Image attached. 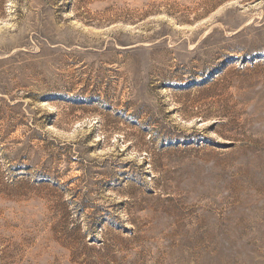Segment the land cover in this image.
Masks as SVG:
<instances>
[{"label": "rangeland", "instance_id": "obj_1", "mask_svg": "<svg viewBox=\"0 0 264 264\" xmlns=\"http://www.w3.org/2000/svg\"><path fill=\"white\" fill-rule=\"evenodd\" d=\"M0 230V264H264V0H0Z\"/></svg>", "mask_w": 264, "mask_h": 264}, {"label": "bare ground", "instance_id": "obj_2", "mask_svg": "<svg viewBox=\"0 0 264 264\" xmlns=\"http://www.w3.org/2000/svg\"><path fill=\"white\" fill-rule=\"evenodd\" d=\"M6 225H7V224H6ZM9 226H10V225H9ZM10 227H11V226H10ZM2 228H4V227H2ZM11 228H12V227H11ZM6 229H7V228L5 227L4 231H6ZM0 232H1V230H0Z\"/></svg>", "mask_w": 264, "mask_h": 264}]
</instances>
